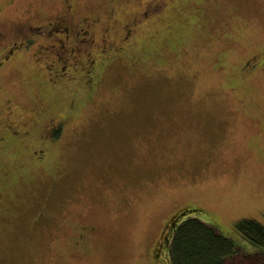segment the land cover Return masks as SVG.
Listing matches in <instances>:
<instances>
[{
    "label": "rangeland",
    "instance_id": "374dc122",
    "mask_svg": "<svg viewBox=\"0 0 264 264\" xmlns=\"http://www.w3.org/2000/svg\"><path fill=\"white\" fill-rule=\"evenodd\" d=\"M69 1L73 16L99 20L95 39L114 21L109 39L129 29L126 52L42 164L19 148L0 156V264H155L163 222L185 205L216 218L228 264H260L264 248L233 226L264 227V68L231 79L264 58V0ZM60 6L0 0V24L45 25ZM31 50L0 69V104L10 99L19 118L50 101ZM51 104V116L66 111L64 95Z\"/></svg>",
    "mask_w": 264,
    "mask_h": 264
},
{
    "label": "flooded vegetation",
    "instance_id": "af4514ba",
    "mask_svg": "<svg viewBox=\"0 0 264 264\" xmlns=\"http://www.w3.org/2000/svg\"><path fill=\"white\" fill-rule=\"evenodd\" d=\"M73 8L69 0H62L58 14L45 25L34 26L21 21L14 22L10 27L0 24V69L12 64L14 55L23 58L19 54H26L32 48L33 52H29L26 59L32 58L31 69L40 79V91L50 99L33 110L29 115L31 119L29 116L19 118L10 99L0 104V156L19 148L28 161L42 164L48 157L49 143L61 138L67 119L76 115L79 100H89L96 92L105 64L124 53L121 45L129 29L122 27L125 31L123 36L109 39V27L117 25L114 21L102 28L100 37L95 39L94 27L99 20L89 21L87 17L73 16ZM107 19L112 18L108 15ZM129 25L134 28V21L131 20ZM255 68L263 74L264 58L260 62L255 56L245 60L238 77L236 74L231 80L237 78L242 81L243 75H249ZM61 95L66 98V111L51 116V103ZM1 177L4 178L5 174ZM170 216L162 224L150 250L151 256L153 250H157L158 241L166 234L165 227ZM212 218L217 221L213 215ZM93 230V227L84 228L83 234H91Z\"/></svg>",
    "mask_w": 264,
    "mask_h": 264
},
{
    "label": "trees",
    "instance_id": "16d2710c",
    "mask_svg": "<svg viewBox=\"0 0 264 264\" xmlns=\"http://www.w3.org/2000/svg\"><path fill=\"white\" fill-rule=\"evenodd\" d=\"M168 220L166 234L153 250L155 264H228L226 260L233 258L232 243L219 234L216 221L201 207L185 205ZM233 228L250 245L264 248V227L257 222L243 219Z\"/></svg>",
    "mask_w": 264,
    "mask_h": 264
}]
</instances>
